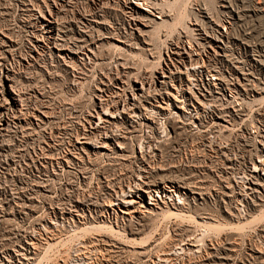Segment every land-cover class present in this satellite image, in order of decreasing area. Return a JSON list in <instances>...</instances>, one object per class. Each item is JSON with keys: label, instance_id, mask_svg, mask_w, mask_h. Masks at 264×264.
<instances>
[{"label": "rangeland", "instance_id": "rangeland-1", "mask_svg": "<svg viewBox=\"0 0 264 264\" xmlns=\"http://www.w3.org/2000/svg\"><path fill=\"white\" fill-rule=\"evenodd\" d=\"M127 1L130 2V0ZM195 1L204 3L208 8H211L212 13L210 19L213 20V24L218 23L222 15L228 14L230 16L232 13L237 18V25L241 30H246L252 40L264 41V0H188V18L190 16V6ZM168 2L175 5L172 6V4ZM185 2L186 0L166 1L163 9L169 10L173 15L164 19L167 20L165 25H157L160 29H156L157 27H155L154 31L148 33L150 39L153 40L152 44H154V41L160 37L164 29L168 31L170 36L177 34L179 28L183 26ZM224 3H226L225 5L227 7L223 5ZM122 4L123 0H107L103 4L101 2L98 3L97 0H0V31H2L0 32V53H2L0 54V57L4 58L2 60L0 59V62L2 61L0 63V66L2 67L0 68V83L2 84V86L0 84V99H3V102H1L2 105L0 106V264H151L150 262L153 260L157 261L160 256L159 254H161V252H155L158 250L157 246L171 244L175 241L174 238L183 234L186 229L187 230L184 234H188V232L189 234L188 236L185 235L186 237L184 236L183 238H185V240L191 238L188 240L189 248L187 247L188 250L186 249V253L179 257L180 260L175 259L171 264H182L183 262L184 264H264V204L260 202L264 196V109L257 113L247 112L242 114L239 124L233 126L226 123L230 122L231 124V120H228L225 116H222L221 119L218 120L220 124L210 122V125H201V120L205 119L202 113H198L194 117L188 115V144L183 140V137H185L184 135H179L177 132H172V134H170L167 130L165 131L166 133H162L163 131L158 130L157 126L153 124L152 121L149 122L152 129H148L149 132L146 129L137 142L135 140L132 141V146L134 149H137L138 152L139 150H142L148 155H154L155 153L156 155H160L162 167L164 166L166 168H163L166 170V174L168 173L172 175L175 173L173 174L175 175L173 177H178V180L185 179L186 182L189 184L191 183L190 186L187 183L188 188L185 192L188 207H186V211L180 212L185 216L187 215L186 217H183L182 215H173L172 217L171 211L164 207H161L162 210H165L164 212L158 210L157 217L156 215L152 216L153 218L150 217L152 220L148 218L141 222L136 214L130 217H123L119 212V209L116 207H107L110 201V196L106 190L104 177L114 176L120 180L124 177L123 180L126 179L125 181H127L129 177L132 176L131 168L129 169V166L123 167L118 165L112 167L107 161H105V159L97 160V162L92 156L91 159L94 161L88 160L85 152L83 154V161L85 162L77 160L78 157L76 158V156H79L80 158L81 152L78 151L80 145L75 144L77 142L76 140L78 139L81 141V139L87 136L88 133H94L95 135L97 134V136H104V129L102 130L100 128L99 131H94L93 125L95 126V123L102 124V122L99 123L100 121H98V114L109 106L114 107V101L116 99H120L121 101L115 106L127 107L123 102L129 92V88L126 89L130 86L128 83L130 81L129 79H133L130 75L132 72L136 74L142 64L148 66L147 63H149L141 49L136 46L140 45L139 42H141V37L145 36L147 33L141 32V34L140 32H137V30H131L134 26L129 24L128 16L124 11ZM169 4L172 7H169ZM101 6L104 8L103 10ZM40 8H42V11ZM51 10L52 12H54V10L55 12L63 11L62 13L64 14L65 19L63 18L62 23L63 21H65V23L60 27H50L45 20L47 15L51 13ZM29 11H31V13ZM39 11L41 13L43 12L46 17ZM85 11H87V13H85ZM32 16L35 17V20ZM41 16L44 17L42 18ZM80 18L84 21L80 22ZM97 18L103 23L98 20L96 21L95 19ZM181 19H183V21H180ZM94 20L95 23L99 22L101 24L97 25L96 28L95 23L93 26L87 25L93 23L92 21ZM176 21L180 23L179 26H177L178 22ZM37 23L39 26L36 25ZM172 23H174L173 26ZM105 25L107 27H105ZM109 28L118 32V34H121V37L124 40V43L121 45L122 49L112 47L113 45L111 46V43L113 42L108 43L107 40L101 42L103 45H107L106 47H102L103 45H99V47L97 45L94 46L93 43L96 39L107 36L105 30ZM97 30L100 33H98ZM125 30L129 31L126 33ZM7 31L9 32L10 37L5 36L8 35ZM57 32L59 33L57 34ZM133 33L135 35H133ZM81 34H83L84 37ZM102 34H105V36ZM123 34H125V36ZM84 39L87 42L82 41ZM64 40L68 41L74 46V48H76L72 50H75L74 52L68 54L69 56L66 55L65 60L67 61L61 60L57 57V54H59L62 49L60 44ZM75 41L76 43H74ZM133 41L135 42L132 43ZM127 42L129 43L127 44ZM54 44H56V47ZM89 46L92 51L96 50V55L101 54L102 56H99L103 57L106 54V56L109 55L107 56L108 58L106 57L107 59L103 62L99 61L96 55L89 54V51H91ZM110 46L113 49L115 48L114 51L111 50L112 48H110ZM164 46L165 45L162 44L154 49L155 53H157V58L155 59L158 61L157 63L161 62L162 53H165ZM16 47H18V49H16ZM14 50L18 52H15ZM37 50H39L38 52H41L38 53ZM49 50L52 53H50ZM12 51L14 53H12ZM110 57H112L113 60H111ZM119 58L123 59L122 62L123 64L125 63L124 66H126L125 68L124 66L120 68L121 70L116 69L119 67L117 64V59ZM7 61L10 64L7 63ZM6 63L8 67L6 66ZM83 63L87 64L84 65ZM102 63H104V65H102ZM69 65L71 67H69ZM111 65H115V69H113ZM13 68L14 70H12ZM104 69H107V72L112 75H117L118 72L126 70L124 72H127L126 74H129V77L126 75L124 80L125 83L123 82V85L126 87H124V91H121V86L118 85L121 82L114 83L115 85L111 82L112 85L110 86V92H105L104 85L107 82L106 77L109 74L106 71L101 72V70L103 71ZM29 70L32 71L29 73ZM114 70L116 71L114 72ZM36 71L40 72L38 73ZM15 72H18V74ZM7 75L11 78L12 89H16L15 91L7 88ZM132 75L134 76V74ZM102 79H104V82ZM15 82L20 84H15ZM18 87H21V90ZM100 89L102 92H100ZM36 94L38 98H36L37 96H34ZM103 95H105L106 98ZM107 95L111 96L108 97ZM100 96L101 98H99ZM32 97L37 99L38 102ZM24 98L26 99L24 100ZM263 99L264 94H261L256 96L253 100L264 106ZM19 100H21V102ZM22 100L26 106L21 104L23 103ZM244 100L249 103L251 102V100L246 98H244ZM25 101L27 102L25 103ZM28 102H30L31 105ZM34 102L35 104L37 103V109ZM20 110H22V112ZM96 110L98 114L96 113ZM25 111L27 113H24ZM90 111L93 112L91 113ZM31 114L35 115L32 116ZM92 114L94 117H92ZM47 116L49 117L47 118ZM7 117L13 121H9V126H7ZM192 118H194V120H192ZM3 124L5 125L2 127ZM51 124H53L52 129L54 127L56 131L54 129H51L52 131H50ZM57 125L62 129L60 130ZM69 125L71 127H69ZM80 125H82V127H80ZM7 127L11 130H8ZM72 127L74 128L72 129ZM24 128H28V130H25ZM79 128H81V130ZM5 129H7V131H5ZM72 130L74 131L72 132ZM86 131H88V133ZM159 133L160 135H158ZM207 133L209 134L207 135ZM58 135L61 137H58ZM151 135L153 137H150ZM77 136H79V138ZM47 141L49 146L46 144ZM62 141H64V143ZM152 141H158L161 144L158 143V146H156L153 143H150ZM139 142L141 146H139ZM149 143L153 145L150 148L151 151L148 149ZM3 144L4 146H1ZM220 147L223 148L221 149ZM71 148L72 150L74 149V152ZM155 149L157 150L155 151ZM148 150L152 154H149V152H147ZM64 151H67L65 152L66 154ZM162 154H164V156ZM63 156H66L65 159H63ZM70 160L72 162H69ZM104 165L106 166V169ZM260 167L262 168L260 169ZM122 168L123 171L121 170ZM176 168L178 170H175ZM107 169L111 170L108 171ZM116 169H119L120 171L118 170V172ZM126 169L130 171L127 172ZM183 169L187 171H183ZM79 171H84V173H79ZM107 172L109 173L107 174ZM113 172H118L119 174ZM123 172L126 176L120 174ZM183 175L186 176L184 177ZM193 184L196 185V188ZM198 186L200 187V190ZM104 194L107 196H104ZM90 195L93 196L92 199H90ZM104 200L107 203H105ZM146 201L149 202L147 196ZM246 201L248 202V206H245L244 208L245 216L240 214L241 217L237 215V210L240 209L237 208V206ZM93 203L94 205H92ZM96 204L98 206H96ZM204 206L205 208H203ZM204 211L205 213H203ZM229 211L231 214H229ZM76 214H81L82 218L80 215L77 216ZM108 215L113 222L115 220L119 221L118 226L103 221V218ZM213 217L214 220L215 217L217 220L214 221ZM131 219L134 221L136 220L135 223L134 221L132 222ZM238 219L240 221H238ZM95 220H97V222ZM81 221L82 223H80ZM128 222L134 225L132 226V229H129ZM120 223H122V225ZM99 224H105L107 227L113 226V228L115 227L120 234L105 235L103 233L104 231L95 227V225ZM129 231H137L135 233L139 234L132 236ZM192 233L194 235H192ZM131 239L136 240L132 241ZM214 243H216V246ZM140 247L142 249H139ZM214 247L217 248L218 251L214 249ZM155 248L156 250H154ZM191 249L195 253L190 252L189 255L188 253L189 250L192 251ZM117 251L119 253H116ZM128 251H130V253ZM208 251L209 253H207ZM142 252H145L144 256H139ZM147 252L149 254H147ZM200 258L202 260H200ZM147 260L149 262H147Z\"/></svg>", "mask_w": 264, "mask_h": 264}, {"label": "built area", "instance_id": "built-area-1", "mask_svg": "<svg viewBox=\"0 0 264 264\" xmlns=\"http://www.w3.org/2000/svg\"><path fill=\"white\" fill-rule=\"evenodd\" d=\"M97 1L103 4L107 0ZM166 1L169 0H143L138 7L131 0H123L128 22L134 26L130 29L147 33L141 37V47H137L149 62L148 66L142 64L132 77L124 101L127 107H140L158 130L183 134L187 144L188 115L194 117L202 113L205 119L201 120V125L220 124L218 120L225 116L231 120V124L226 123L233 126L239 124L242 114L263 111L264 106L253 99L264 94V41L252 40L249 33L237 25L234 14H224L218 23L213 24L211 8L201 2L191 4L188 18L186 0L184 23L177 34L170 36L164 29L152 44L148 33L173 15L163 9ZM162 44L165 53L157 63L154 49ZM7 81L11 79L7 78ZM120 101L116 99L114 103ZM157 142L150 143L157 146ZM150 143L149 149L153 146ZM260 202L264 204V196ZM245 206H248L247 201L238 204L239 216H245ZM103 221L119 224L109 215ZM128 223L132 229L134 225Z\"/></svg>", "mask_w": 264, "mask_h": 264}, {"label": "bare ground", "instance_id": "bare-ground-1", "mask_svg": "<svg viewBox=\"0 0 264 264\" xmlns=\"http://www.w3.org/2000/svg\"><path fill=\"white\" fill-rule=\"evenodd\" d=\"M143 2V0H131V3L132 4H134L135 6H141V3ZM175 2V1H174ZM181 2V1H180ZM168 3H170V2H168ZM170 4H172V3H170ZM169 4V7H172L173 5H175V4H172V6ZM226 3H224L223 5H225ZM165 5V4H164ZM229 5V4H228ZM232 5V4H231ZM226 6V5H225ZM227 7V6H226ZM101 8H102V6H101ZM175 8V7H174ZM33 9V8H32ZM42 8H40V10H41ZM92 9V8H91ZM95 9H96V7H95ZM94 9V10H95ZM104 8H102V10H103ZM182 9V8H181ZM30 10V9H29ZM34 10V9H33ZM44 10V9H43ZM46 10V9H45ZM98 10V9H97ZM99 10H100V8H99ZM42 11V10H41ZM47 11V10H46ZM49 11V10H48ZM90 11V10H89ZM88 11V12H89ZM105 11V10H104ZM30 13H31V11H29ZM40 12V11H39ZM39 12H36V13H39ZM63 12V11H62ZM62 12H55V10H54V12H52V10H51V13H49L48 15H47V17L44 15V13L42 12H40L42 15H44L45 17H46V21L48 22V25L50 26V27H52V26H57V27H60L63 23H65V21H63V23H62V20H63V18L65 19V17H64V14L62 13ZM98 12V11H97ZM101 12V11H100ZM99 12V13H100ZM227 12H228V10H227ZM10 13V12H9ZM73 13V12H72ZM85 13H87V11H85ZM84 13V14H85ZM95 13V12H94ZM68 14V13H67ZM96 14V13H95ZM232 14V13H231ZM75 15V14H74ZM89 15V14H88ZM106 15V14H105ZM124 15V14H123ZM182 15V14H181ZM180 15V16H181ZM43 16V17H44ZM84 16V15H83ZM93 16V15H92ZM100 16V15H99ZM185 16V15H184ZM183 16V17H184ZM32 17H34V16H32ZM42 17V16H41ZM42 17V18H43ZM241 17V16H240ZM31 18V17H30ZM86 18H87V16H86ZM96 18V17H95ZM104 18H105V16H104ZM125 18H127V17H125ZM40 19V18H39ZM81 19V18H80ZM88 19V18H87ZM90 19V18H89ZM34 20H35V17H34ZM92 20V19H91ZM90 20V21H91ZM96 21L98 20V21H100L98 18L97 19H95ZM95 20L94 21H92L93 23H91V22H89V23H91V24H87V25H89V26H93L94 25V23H95ZM105 20V19H104ZM38 21V20H37ZM82 21H84V20H82L81 19V21L80 22H82ZM111 21V20H110ZM179 21V20H178ZM178 21H176V22H178ZM180 21H183V19H181ZM247 21V20H246ZM79 22V23H80ZM88 22V21H87ZM101 23H103L102 21H100ZM105 22V21H104ZM107 22H108V20H107ZM167 22V20H164L163 22H160L159 24L160 25H162V24H164L165 25V23ZM175 22V21H174ZM34 23V22H33ZM101 23H99V22H97V23H95L96 25H95V28L97 27V25H99V24H101ZM109 23V22H108ZM184 23V22H183ZM28 24V23H27ZM26 24V25H27ZM83 24V23H82ZM85 24V23H84ZM105 24V23H104ZM173 24L174 23H172V26H173ZM179 22H178V25L177 26H179ZM29 25V24H28ZM36 25H38V23L36 24ZM45 25V24H44ZM78 25V24H77ZM87 25H85V26H87ZM107 25V24H106ZM105 25V27H107ZM117 25V24H116ZM182 25V24H181ZM31 26V25H30ZM34 26V25H33ZM39 26V25H38ZM43 26V25H42ZM46 26V25H45ZM64 26V25H63ZM112 26V25H111ZM159 26V25H158ZM158 26H157V28L156 29H160V27L158 28ZM175 26V25H174ZM176 26V27H177ZM44 27V26H43ZM66 27V26H65ZM78 27H79V25H78ZM84 27V26H83ZM82 27V28H83ZM162 27H164V26H162ZM181 27V26H180ZM22 28V27H21ZM30 28V27H29ZM85 28V27H84ZM83 28V29H84ZM88 28V27H87ZM113 28V27H112ZM3 29V28H2ZM10 29V28H9ZM8 29V30H9ZM39 29H40V27H39ZM43 29V28H42ZM46 29V28H45ZM60 29V28H59ZM63 29H65V28H63ZM81 29V28H80ZM82 29V30H83ZM91 29V28H90ZM99 29V28H98ZM87 30V29H86ZM4 31V30H3ZM13 31V30H12ZM29 31V30H28ZM34 31V30H33ZM36 31V30H35ZM47 31V30H46ZM46 31H45V33H46ZM52 31V30H51ZM54 31V30H53ZM62 31V30H61ZM85 31V30H84ZM94 31V30H93ZM99 31H100V29H99ZM98 30H97V32L98 33H100ZM122 31V30H121ZM126 31V30H125ZM129 31V30H128ZM128 31H126V33L128 32ZM154 31V30H153ZM0 32H2V31H0ZM6 32V31H5ZM4 32V33H5ZM8 32V31H7ZM40 32V31H39ZM43 32V31H42ZM63 32H64V30H63ZM90 32V31H89ZM103 33H105L106 32V34H107V36L106 37H100V38H98V39H96V41H94V46L95 45H97L98 47H99V45H103L101 42L103 41V40H107V42L108 43H110V42H113V43H111V46L112 47H115V48H120V49H122L121 48V45L124 43V40H123V38L121 37V34L119 33L118 34V32H116V31H114V30H112V29H106L105 30V32L104 31H102ZM123 32V31H122ZM172 32V31H171ZM30 33V32H29ZM36 33H38V32H36ZM35 33V34H36ZM49 33V32H48ZM59 32H57V34H58ZM65 33V32H64ZM81 33V32H80ZM87 33V32H86ZM141 33V32H140ZM7 34V33H6ZM14 34V33H13ZM34 34V33H33ZM32 34V35H33ZM41 34V33H40ZM67 34V33H66ZM118 34V35H117ZM142 34V33H141ZM173 34V33H172ZM2 35H4V34H2ZM11 35H12V32H11ZM42 35V34H41ZM82 36H83V34H81ZM103 35V34H102ZM124 36H125V34H123ZM133 35H135L134 33H133ZM149 35V34H148ZM5 36H9L10 37V35H9V32H8V35H5ZM38 36V35H37ZM59 36V35H58ZM62 36H63V34H62ZM90 36H91V34H90ZM103 36H105V34L103 35ZM150 36V35H149ZM31 37V36H30ZM40 37V36H39ZM68 37V36H67ZM84 37V36H83ZM128 37H129V35H128ZM133 37V36H132ZM137 37V36H136ZM139 37V36H138ZM2 38V37H1ZM29 38V37H28ZM42 38H43V36H42ZM41 38V39H42ZM55 38V37H54ZM58 38V37H57ZM134 38V37H133ZM140 38V37H139ZM5 39V38H4ZM12 39V38H11ZM45 39V38H44ZM59 39H63V38H59ZM78 39V38H77ZM10 40V39H9ZM29 40V39H28ZM38 40V39H37ZM48 40V39H47ZM95 40V39H94ZM134 40V39H133ZM15 41V40H14ZM30 41H31V39H30ZM82 41H86L85 39L84 40H82ZM7 42V41H6ZM87 42V41H86ZM131 42V41H130ZM135 41H133L132 43H134ZM2 43V42H1ZM59 43V42H58ZM61 43V42H60ZM74 43H76V41L74 42ZM84 43V42H83ZM129 42H127V44H128ZM29 44V43H28ZM57 44V43H56ZM56 44H54L55 45V47H56ZM89 44V43H88ZM87 44V45H88ZM106 44V43H105ZM12 45V44H11ZM25 45H26V43H25ZM61 46L60 47H62V49H61V51H60V53L59 54H57L58 56L57 57H59V59H61V60H65V58H66V55H68V54H70V52H74V51H72L73 49H76V48H74V46L73 45H71V43H69L68 41H63L61 44H60ZM75 45V44H74ZM90 45V44H89ZM136 45V44H135ZM134 45V46H135ZM16 46V45H15ZM19 46V45H18ZM27 46V45H26ZM30 46V45H29ZM36 46V45H35ZM34 46V47H35ZM43 46H45V45H43ZM93 46V45H92ZM91 46V47H92ZM105 45H103L102 47H104ZM107 46V45H106ZM105 46V47H106ZM110 46V48H112ZM133 46V47H134ZM136 46H138V45H136ZM80 47V46H79ZM81 47H82V44H81ZM84 47V46H83ZM125 47V46H124ZM127 47V46H126ZM131 47V46H130ZM139 47H140V45H139ZM27 48V47H26ZM30 48V47H29ZM58 49H60L59 47H57ZM88 48V47H87ZM89 48H90V46H89ZM114 48V49H115ZM138 48V47H137ZM16 49H18V47H16ZM35 49V48H34ZM37 49H39V48H37ZM49 49H51V48H49ZM79 49V48H78ZM83 49V48H82ZM93 49V48H92ZM101 49V48H100ZM100 49H99V51H100ZM114 49L112 48L111 50L112 51H114ZM136 49V48H135ZM140 49V48H139ZM12 50V49H11ZM31 50V49H30ZM90 50H91V48H90ZM105 50V49H104ZM133 50V49H132ZM7 51H8V49H7ZM15 51V50H14ZM39 50H37V52H38ZM50 51V50H49ZM95 51L96 50H91V51H89V54H92V55H96L95 54ZM111 51V52H112ZM122 51V50H121ZM124 51V50H123ZM2 52V51H1ZM15 52H18V51H15ZM20 52V51H19ZM41 52V51H40ZM40 52H38V53H40ZM43 52V51H42ZM58 52H59V50H58ZM81 52V51H80ZM86 52V51H85ZM119 52V51H118ZM12 53H14L13 51H12ZM26 53V52H25ZM25 53H23V54H25ZM29 53V52H28ZM32 53V52H31ZM50 53H52L51 51H50ZM55 53V52H54ZM82 53V52H81ZM97 53V52H96ZM0 54H2V53H0ZM4 54V53H3ZM20 54H21V52H20ZM27 54V53H26ZM45 54V53H44ZM80 54V53H79ZM83 54V53H82ZM104 54V53H103ZM14 55V54H13ZM22 55V54H21ZM20 55V56H21ZM30 55V54H29ZM49 55V54H48ZM52 55V54H51ZM50 55V56H51ZM99 55H101V54H99ZM99 55H96V57H97V59L99 60V61H104L105 59H107L108 57L107 56H109V55H107L106 56V54H105V56H103V57H100ZM1 56V55H0ZM5 56H6V52H5ZM23 56V55H22ZM26 56V55H25ZM25 56H24V58H25ZM31 56H33V55H31ZM69 56V55H68ZM85 56V55H84ZM86 56H88V55H86ZM90 56V55H89ZM102 56V55H101ZM119 56H120V54H119ZM15 57V56H14ZM52 57V56H51ZM80 57V56H79ZM92 57V56H91ZM107 57V58H106ZM121 57V56H120ZM6 58V57H5ZM8 58V57H7ZM16 58V57H15ZM30 58V57H29ZM34 58V57H33ZM55 58V57H54ZM81 58V57H80ZM93 58V57H92ZM111 58V60H113V58L112 57H110ZM0 59L2 60V59H4V58H2V57H0ZM13 59V58H12ZM19 59V58H18ZM39 59V58H38ZM50 59V58H49ZM24 60V59H23ZM42 60V59H41ZM48 60V59H47ZM82 60V59H81ZM84 60V59H83ZM118 61H117V64H118V68H116V69H120V68H122L123 66H124V64H123V59L122 58H119V59H117ZM5 61V60H4ZM16 61H18V60H16ZM35 61V60H34ZM38 61H40V60H38ZM65 61H67V60H65ZM86 61V60H85ZM92 61V60H91ZM96 61V60H95ZM116 61V60H115ZM2 62V61H1ZM0 62V63H1ZM45 62V61H44ZM47 62V61H46ZM71 62V61H70ZM84 62V61H83ZM94 62V61H93ZM92 62V63H93ZM113 62V61H112ZM7 63H9L8 61H7ZM7 63H6V66H7ZM24 63V62H23ZM28 63H30V62H28ZM32 63V62H31ZM36 63V62H35ZM40 63V62H39ZM48 63V62H47ZM61 63V62H60ZM85 63V62H84ZM83 63V64H84ZM90 63V62H89ZM88 63V64H89ZM10 64V63H9ZM40 64H42V63H40ZM46 64V63H45ZM62 64V63H61ZM87 64V63H86ZM86 64H84V65H86ZM98 64V63H97ZM96 64V65H97ZM106 64V63H105ZM110 64V63H109ZM115 64H116V62H115ZM2 65V64H1ZM22 65V64H21ZM33 65V64H32ZM35 65V64H34ZM60 65V64H59ZM66 65H68V64H66ZM73 65H74V62H73ZM102 65H104V63H102ZM102 65H100V66H102ZM106 65H108V64H106ZM113 65V64H112ZM111 65V66H112ZM18 66H19V64H18ZM26 66H28V65H26ZM48 66V65H47ZM47 66H45L46 68H48ZM53 66V65H52ZM76 66V65H75ZM75 66H73V67H75ZM88 66V65H87ZM99 66V67H100ZM108 66H110V65H108ZM107 66V67H108ZM8 67V66H7ZM14 67V66H13ZM40 67H41V65H40ZM57 67V66H56ZM68 67V66H67ZM69 67H71L70 65H69ZM80 67V66H79ZM82 67V66H81ZM86 67V66H85ZM96 67V66H95ZM113 67V69H115L114 67H115V65L114 66H112ZM112 67H111V69H112ZM126 66H124V68H125ZM0 68H2L1 66H0ZM6 68V67H5ZM10 68V67H9ZM8 68V69H9ZM15 68V67H14ZM14 68L12 69V70H14ZM29 68H30V66H29ZM54 68V67H53ZM52 68V69H53ZM61 68V67H60ZM90 68V67H89ZM92 68L94 69V67L92 66ZM106 68V67H105ZM110 68V67H109ZM123 68V69H124ZM7 69V70H8ZM11 69V68H10ZM9 69V70H10ZM22 69V68H21ZM21 69H19V70H21ZM24 69V68H23ZM27 69V68H26ZM57 69H59V68H57ZM65 69V68H64ZM84 69V68H83ZM101 69H103V68H101ZM110 69V70H111ZM34 70H35V68H34ZM41 70V69H40ZM63 70V69H62ZM66 70V69H65ZM84 70H86V69H84ZM121 70V69H120ZM135 70V69H134ZM4 71V70H3ZM16 71V70H15ZM30 71H32V70H29V73H30ZM55 71V70H54ZM107 72L108 70L106 69H104L103 71L101 70V72ZM116 70H114V72H115ZM124 71H126V70H124ZM124 71H120V72H118V74L117 75H112V74H109L108 72V76L106 77V83H105V92L106 91H108V92H110V86L112 85V84H114V83H117V82H121V83H119L118 85H120L121 86V91H124L125 89H124V87H125V85H123L125 82H124V80H125V78H126V75H128V77H129V74H126ZM128 71V70H127ZM138 71V70H137ZM6 72V71H5ZM20 72V71H19ZM28 72V71H27ZM36 72H40V71H36ZM111 72V71H110ZM16 74H18V72H15ZM21 73V72H20ZM26 73V72H25ZM49 73V72H48ZM112 73V72H111ZM24 74V73H23ZM34 74V73H33ZM53 74V73H52ZM101 74V73H100ZM116 74V73H115ZM132 74H135V73H133L132 72ZM130 75V76H132V77H134L133 75ZM6 75V74H5ZM8 75H9V73H8ZM13 75V74H12ZM27 75V74H26ZM30 75V74H29ZM50 75H51V73H50ZM103 75H104V73H103ZM16 76V75H15ZM0 77H1V75H0ZM6 77V76H5ZM21 77V76H20ZM27 77H28V75H27ZM7 78L9 79L10 77L9 76H7ZM102 78V77H101ZM104 78H105V75H104ZM11 79V78H10ZM13 79V78H12ZM15 79V78H14ZM21 79V78H20ZM103 80V82H104V79H102ZM128 80V79H127ZM130 80V81H129ZM128 81V83L130 84V82H131V79H129ZM20 81V80H19ZM1 82H2V80H1ZM21 82V81H20ZM102 82V83H103ZM111 82H112V84H111ZM124 82V83H123ZM3 83H4V81H3ZM11 81H7V88L8 89H12V87H11ZM13 83V82H12ZM1 84V83H0ZM15 84H20V83H16L15 82ZM128 84V85H129ZM115 85V84H114ZM1 86H2V84H1ZM19 86V85H18ZM16 87V86H15ZM99 87V86H98ZM115 87V86H114ZM113 87V88H114ZM118 87V86H117ZM19 88V87H18ZM126 88V87H125ZM129 88V86L126 88V89H128ZM20 90H21V87L19 88ZM118 89H119V87H118ZM12 90H14V88L12 89ZM11 90V91H12ZM16 90V89H15ZM14 90V91H15ZM101 90V89H100ZM113 90V89H112ZM114 90H116V89H114ZM10 91V90H9ZM13 91V92H14ZM100 92H102V90L100 91ZM20 93H21V91H20ZM107 93V92H106ZM126 93V92H125ZM122 94V93H121ZM18 95H19V92H18ZM22 95V94H21ZM97 95V94H96ZM100 95H102V94H100ZM1 96H2V93H1ZM31 96V95H30ZM34 96H37V94L36 95H34ZM104 97H105V95H103ZM108 96V95H107ZM111 96V95H110ZM110 96H108V97H110ZM116 96V95H115ZM114 96V97H115ZM121 96V95H120ZM126 96V95H125ZM263 96V95H262ZM18 97H20V96H18ZM25 97V96H24ZM95 97V96H94ZM122 97V96H121ZM33 98V97H32ZM36 98H38V96L36 97ZM99 98H101V96L99 97ZM103 98V97H102ZM106 98V97H105ZM104 98V99H105ZM126 98V97H125ZM26 98H24V100H25ZM34 99V98H33ZM32 99V100H33ZM109 99V98H108ZM116 99V98H115ZM114 99V100H115ZM122 99V98H121ZM3 100V99H2ZM5 100V99H4ZM7 100V99H6ZM28 100V99H27ZM30 100H31V98H30ZM35 101H37V99H34ZM33 100V101H34ZM106 100V99H105ZM112 100V99H111ZM113 100V101H114ZM124 100V99H123ZM260 100V99H259ZM264 100V99H263ZM20 102H21V100H19ZM102 101V100H101ZM110 101V100H109ZM3 102V101H2ZM22 102L23 103H21L22 105H24V101L22 100ZM27 101H25V103H26ZM32 102V101H31ZM38 102V101H37ZM96 102V101H95ZM104 102H106V101H104ZM108 102V101H107ZM1 103V102H0ZM6 103V102H5ZM9 103V102H8ZM15 103H16V101H15ZM29 104H30V102H28ZM43 103V102H42ZM109 103V102H108ZM124 103V102H123ZM17 104V103H16ZM28 104V105H29ZM34 104H35V102H34ZM34 104H32V105H34ZM37 104V103H36ZM35 104V105H36ZM40 104V103H39ZM110 104V103H109ZM121 104V103H120ZM18 105V104H17ZM31 105V104H30ZM41 105V104H40ZM110 105H112V104H110ZM114 105V104H113ZM116 105V104H115ZM114 105V107H108L107 105H105V106H107L108 108L107 109H105V110H103V111H101V113H97V110H96V113L98 114V121H100L99 123H101L102 122V124H96L95 123V126L93 125V127H94V131L96 130V131H99V129L101 128L102 130L104 129V131H105V134H104V136H97V134L95 135L94 133H92V134H89L88 133V131H86L88 134H87V136H83L84 138H82L81 139V141L80 140H78L77 138V142L75 143L76 145L77 144H79L80 145V147H79V150L78 151H80L81 153V157L79 158V156H76V158H77V160H82L83 161V154H84V152L86 153V156H87V158H88V160H93V159H91L92 157L94 158V160L95 161H97V160H102V159H105V161H107L108 162V164H110V166H115V165H118V166H129V169L131 168V173H132V176L131 177H129V179L127 180V181H125V180H123L124 179V177H123V179L122 180H120L119 178H116V177H112V176H105L104 178H105V183H106V190L108 191V193H109V196H110V198H109V203H108V205H107V207H109V208H113V207H116L117 209H119V212L123 215V217H130V216H132V215H134V214H136V215H138V218L141 220V222H143V221H145V220H147L148 218H150V217H152V216H154V215H156V217H157V212H158V210H162L161 209V207H164L165 209H167V210H169V211H171V213H172V217H173V215L174 216H180V215H182L183 217L185 216V215H183L182 213H180V212H184V211H186V207H188L187 206V203H186V201H187V198H186V190H187V188H188V185H187V183L188 182H186L185 181V179H180V180H178L177 178L178 177H173V176H175V175H173V174H175V173H173L172 175H170V174H166V168L163 166L162 167V162H161V156L160 155H156V153L154 154V155H148V154H146V153H144L142 150H139V152L137 151V149H134V147L132 146V141L133 140H135L136 142L138 141V139H139V137H141L142 135H143V133L145 132V130L147 129H150L151 128V125L149 124V122L150 121H152L151 120V118H149V117H147V116H145L144 115V113H143V110L140 108V107H134V108H132V109H128L126 106H123V107H121V106H115ZM126 105V104H125ZM9 106H11V105H9ZM24 106H26V105H24ZM45 106V105H44ZM43 106V107H44ZM97 106V105H96ZM28 107V106H27ZM30 107V106H29ZM46 107H47V105H46ZM93 107V106H92ZM103 107V106H102ZM101 107V108H102ZM8 108V107H7ZM11 108V107H10ZM25 109H27L26 107H24ZM35 108V107H34ZM39 108V107H38ZM95 108V107H94ZM94 108H93V110H94ZM98 108V107H97ZM21 109V108H20ZM33 109V108H32ZM36 109H37V105H36ZM42 109H44V108H42ZM103 109H104V107H103ZM11 110V109H10ZM22 110H24V109H22ZM22 110H20L21 112H22ZM35 110V109H34ZM102 110V109H101ZM11 111H13V110H11ZM30 111V110H29ZM39 111H40V109H39ZM2 112V111H1ZM7 112V111H6ZM31 112V111H30ZM41 112V111H40ZM91 112V111H90ZM93 112V111H92ZM91 112V113H92ZM8 113V112H7ZM20 113V112H19ZM24 113H27L26 111L24 112ZM23 113V114H24ZM33 113H34V111H33ZM36 113V112H35ZM47 113V112H46ZM90 113V114H91ZM1 114V113H0ZM9 114V113H8ZM44 114V113H43ZM48 114V113H47ZM7 115V114H6ZM14 115V114H13ZM16 115V114H15ZM22 115V114H21ZM20 115V116H21ZM29 115V114H28ZM32 115V114H31ZM33 115H35V114H33ZM32 115V116H33ZM93 115V114H92ZM27 116V115H26ZM45 116V115H44ZM2 117V116H1ZM12 117V116H11ZM16 117V116H15ZM14 117V118H15ZM19 117V116H18ZM22 117V116H21ZM28 117H30V116H28ZM49 116H47V118H48ZM92 117H94V115L92 116ZM96 117V116H95ZM8 118V117H7ZM53 118V117H52ZM57 118V117H56ZM16 119H18V118H16ZM24 119H25V117H24ZM85 119H90V118H85ZM96 119V118H95ZM189 119V118H188ZM12 121V119H9V121ZM20 120V119H19ZM41 120V119H40ZM39 120V121H40ZM49 120V119H48ZM57 120V119H56ZM192 120H194V118H192ZM28 121V120H27ZM46 121V120H45ZM52 121V120H51ZM87 121V120H86ZM2 122V121H1ZM13 122V121H12ZM31 122H32V120H31ZM78 122H79V120H78ZM81 122V121H80ZM82 122H83V120H82ZM91 122V121H90ZM194 122V121H193ZM192 122V123H193ZM3 123V122H2ZM20 123H21V121H20ZM38 123V122H37ZM40 123V122H39ZM43 123V122H42ZM46 123V122H45ZM54 123H56V122H54ZM190 123V122H189ZM195 123V122H194ZM14 124V123H13ZM35 124V123H34ZM58 124V123H57ZM66 124V123H65ZM65 124H64V128H65ZM73 124H75V123H73ZM72 124V125H73ZM81 124V123H80ZM86 124V123H85ZM27 125H28V122H27ZM30 125V124H29ZM49 125V124H48ZM52 125L53 124H51V128H50V131H52L53 129H54V127H53V129H52ZM67 125V124H66ZM78 125V124H77ZM104 125V126H103ZM195 125V124H194ZM22 127H23V125H22ZM21 127V128H22ZM24 127H25V125H24ZM40 127H41V125H40ZM39 127V128H40ZM57 127L60 129V127H59V125H57ZM69 127H71L70 125H69ZM80 127H82V125H80ZM88 127H89V125H88ZM87 127V128H88ZM93 127H91V128H93ZM152 127H153V125H152ZM191 127H192V125H191ZM195 127H196V125H195ZM200 127H201V125H200ZM6 128V127H5ZM9 127H7V129H8ZM14 128H16V127H14ZM31 128V127H30ZM44 128V127H43ZM47 128V127H46ZM55 128H56V125H55ZM63 128V129H64ZM74 127H72V129H73ZM76 128V127H75ZM86 128V129H87ZM119 128H121V129H119ZM154 128V127H153ZM203 128V127H202ZM7 129H5V131H7ZM25 130H28V128L26 129V128H24ZM52 129V130H51ZM58 129V130H59ZM62 129V128H61ZM60 129V130H61ZM68 129H70V128H68ZM80 130H81V128H79ZM84 129V128H83ZM152 129V128H151ZM8 130H11V129H8ZM46 130V129H45ZM55 130V129H54ZM67 130V129H66ZM65 130V131H66ZM71 130V129H70ZM77 130V129H76ZM85 130V129H84ZM89 130V129H88ZM204 130V129H203ZM22 131V130H21ZM44 131V130H43ZM46 131H48V130H46ZM56 131V130H55ZM64 131V132H65ZM74 130H72V132H73ZM4 132V131H3ZM13 132H14V130H13ZM19 132V131H18ZM37 132H39V131H37ZM59 132V131H58ZM70 132V131H69ZM85 132V133H86ZM91 132H93V131H91ZM148 132H149V130H148ZM154 132V131H153ZM157 132V131H156ZM207 132V131H206ZM208 132H210V131H208ZM1 133V132H0ZM12 133V132H11ZM16 133V132H15ZM41 133H42V131H41ZM47 133V132H46ZM53 133V132H52ZM60 133V132H59ZM63 133V132H62ZM68 133V132H67ZM84 133V134H85ZM101 133H102V131H101ZM147 133V132H146ZM163 133V132H162ZM166 133V132H165ZM14 134V133H13ZM49 134V133H48ZM51 134V133H50ZM56 134V133H55ZM81 134V133H80ZM83 134V135H84ZM148 134V133H147ZM168 134V133H167ZM199 134V133H198ZM209 133H207V135H208ZM4 135V134H3ZM31 135H33V134H31ZM52 135V134H51ZM63 135V134H62ZM71 135V134H70ZM86 135V134H85ZM148 135H150V134H148ZM158 135H160V133L158 134ZM175 135V134H174ZM180 135V134H179ZM183 135V134H182ZM57 136V135H56ZM60 135H58V137H59ZM72 136V135H71ZM147 136V135H146ZM9 137V136H8ZM61 137V136H60ZM78 138H79V136H77ZM80 137H81V135H80ZM150 137H153L152 135L150 136ZM162 137V136H161ZM166 137V136H165ZM202 137V136H201ZM1 138H3V137H1ZM64 138V137H63ZM69 138V137H68ZM67 138V139H68ZM147 138V137H146ZM159 138V137H158ZM167 138H169V137H167ZM175 138V137H174ZM56 139V138H55ZM72 139V138H71ZM70 139V140H71ZM145 139V138H144ZM152 139V138H151ZM154 139V138H153ZM161 139V138H160ZM176 139H178V138H176ZM181 139H182V137H181ZM180 139V140H181ZM6 140V139H5ZM4 140V141H5ZM65 140V139H64ZM162 140V139H161ZM161 140H160V142H161ZM171 140V139H170ZM169 140V141H170ZM179 140V139H178ZM177 140V141H178ZM48 141H50V140H48ZM48 141L46 142V144H47V146H49L48 145ZM52 141H54V140H52ZM56 141V140H55ZM61 141V140H60ZM140 141H142V140H140ZM146 141H147V139H146ZM159 141V140H158ZM163 141V140H162ZM173 141V140H172ZM176 141V142H177ZM2 142V141H1ZM63 143H64V141H62ZM145 142V141H144ZM159 142V143H160ZM179 142V141H178ZM177 142V143H178ZM158 143V142H157ZM165 143V142H164ZM172 143H174V142H172ZM72 144V143H71ZM161 144V143H160ZM163 144V143H162ZM60 145H61V143H60ZM138 145V144H137ZM142 145H143V143H142ZM164 145V144H163ZM1 146H4V144L3 145H1ZM64 146V145H63ZM139 146H141L140 145V142H139ZM149 146V145H148ZM158 146V145H157ZM68 147V146H67ZM76 147V146H75ZM155 148H157L156 146H154ZM45 148V147H44ZM44 148H43V150H44ZM142 148V147H141ZM146 148V147H145ZM161 148V147H160ZM221 149L223 148V147H220ZM225 148V147H224ZM1 149V148H0ZM3 149V148H2ZM51 149V148H50ZM140 149V148H139ZM148 149H149V147H148ZM159 149V148H158ZM220 149V150H221ZM68 150V149H67ZM71 150H72V148H71ZM74 150V149H73ZM72 150V151H73ZM150 151H151V149H149ZM149 150L147 151V152H149ZM157 149H155V151H156ZM163 150V149H162ZM162 150H160V151H162ZM46 151V150H45ZM75 151H76V149H75ZM164 151V150H163ZM263 151V150H262ZM261 151V152H262ZM65 152H67V151H64V153ZM74 152V151H73ZM146 152V151H145ZM70 153H72V152H70ZM164 153V152H163ZM177 153V152H176ZM66 154V153H65ZM73 154V153H72ZM149 154H152V153H150L149 152ZM74 155H75V153H74ZM78 155V154H77ZM163 156H164V154H162ZM227 155V154H226ZM68 156V155H67ZM73 156V155H72ZM92 156V157H91ZM228 156V155H227ZM64 158L63 159H65V157L66 156H63ZM74 157V156H73ZM177 157V156H176ZM164 158V157H163ZM162 158V159H163ZM230 158V157H229ZM263 158V157H262ZM62 159V160H63ZM67 159V158H66ZM60 160H61V158H60ZM76 160V159H75ZM93 160V161H94ZM66 161V160H65ZM68 161V160H67ZM92 161V162H93ZM164 161V160H163ZM69 162H72L71 160L69 161ZM68 162V163H69ZM83 162H85V161H83ZM90 162V161H89ZM98 162V161H97ZM96 162V163H97ZM228 162H229V160H228ZM259 162V161H258ZM262 162V161H261ZM67 163V162H66ZM255 163H257V162H255ZM263 163V162H262ZM58 164V163H57ZM90 164V163H89ZM61 165V164H60ZM94 165V164H93ZM96 165V164H95ZM180 165V164H179ZM178 165V166H179ZM256 165V164H255ZM59 166V165H58ZM62 166V165H61ZM86 166V165H85ZM109 166V167H110ZM176 166V165H175ZM257 166V165H256ZM259 166V165H258ZM262 166V165H261ZM64 167H65V165H64ZM77 167V166H76ZM93 167V166H92ZM104 167H105V169H106V166L104 165ZM108 167V166H107ZM173 167V166H172ZM177 167V166H176ZM180 167V166H179ZM263 167V166H262ZM262 167H260V169L262 168ZM60 168V167H59ZM73 168V167H72ZM80 168V167H79ZM86 168V167H85ZM116 168H117V166H116ZM163 168H165V169H163ZM175 168V167H174ZM230 168V167H229ZM232 168H234V167H232ZM63 169V168H62ZM73 169H75V168H73ZM80 169H82V168H80ZM79 169V170H80ZM88 169V168H87ZM203 169V168H202ZM76 170H77V168H76ZM84 170V169H83ZM89 170V169H88ZM108 171L109 170H111V169H107ZM119 170V169H118ZM117 169H116V171H118ZM122 171H123V168L121 169ZM127 170V169H126ZM175 170H178L177 168L175 169ZM230 170H231V168H230ZM234 170V169H233ZM255 170H256V168H255ZM258 170V169H257ZM70 171V170H69ZM85 171V170H84ZM84 171L82 172V171H79V173H84ZM115 171V170H114ZM120 171V170H119ZM118 171V172H119ZM121 171V172H122ZM130 171V170H129ZM128 170H127V172H129ZM170 171V170H169ZM169 171H167V172H169ZM174 171V170H173ZM180 171V170H179ZM183 171H187V170H184L183 169ZM261 171V170H260ZM259 171V172H260ZM58 172V171H57ZM65 172H67V171H65ZM73 172V171H72ZM87 172V171H86ZM118 172H116L117 174H119ZM125 172V171H124ZM120 173V174H124L125 175V173ZM253 172H256V171H253ZM263 172V171H262ZM109 172H107V174H108ZM113 173H115V172H113ZM115 173V174H116ZM170 173V172H169ZM180 173H181V171H180ZM183 173V172H182ZM201 173V172H200ZM101 174V173H100ZM178 174V173H177ZM202 174V173H201ZM105 175H106V173H105ZM110 175V174H109ZM179 175V174H178ZM118 176H120V175H118ZM126 176V175H125ZM130 176V175H129ZM177 176V175H176ZM184 176V175H183ZM186 176V175H185ZM184 176V177H185ZM180 177V176H179ZM84 178V177H83ZM128 178V177H127ZM181 178V177H180ZM187 178V177H186ZM205 178V177H204ZM200 181H202V180H200ZM204 181V180H203ZM190 182V181H189ZM205 182V181H204ZM101 183H102V180H101ZM200 183V182H199ZM189 184V183H188ZM191 184V183H190ZM190 184H189V186H190ZM196 184V183H195ZM102 185H103V183H102ZM194 185V184H193ZM105 186H103V187H105ZM195 186V188H196V185H194ZM193 186V187H194ZM201 186V185H200ZM99 187V186H98ZM192 187V186H191ZM199 187V186H198ZM202 187V186H201ZM203 187H204V185H203ZM101 188V187H100ZM102 189V188H101ZM190 189H192V188H190ZM203 189V188H202ZM197 190V189H196ZM195 190V191H196ZM199 190H200V187H199ZM205 190V189H204ZM100 191H102V190H100ZM189 191H191V190H189ZM206 191V190H205ZM103 192V191H102ZM197 193V192H196ZM107 194V193H106ZM198 194H199V191H198ZM80 195V194H79ZM202 195H203V192H202ZM81 196V195H80ZM91 196V195H90ZM89 196V197H90ZM103 196V195H102ZM104 196H107V195H105L104 194ZM146 196L149 198V202L148 201H146ZM79 197V196H78ZM93 198V196H91V198L90 199H92ZM100 198V197H99ZM107 198V197H106ZM98 199V198H97ZM96 199V200H97ZM102 199H103V197H102ZM191 199V198H190ZM100 200V199H99ZM105 201V200H104ZM108 201V200H107ZM192 201V200H191ZM71 202V201H70ZM80 202V201H79ZM98 202H100V201H98ZM96 203V202H95ZM104 203V202H103ZM105 203H107L106 201H105ZM100 204V203H99ZM190 204V203H189ZM188 204V205H189ZM92 205H94V203L92 204ZM101 205H104V204H101ZM106 205V204H105ZM96 206H98L97 204H96ZM190 207H191V205H190ZM189 207V208H190ZM203 208H205V206L203 207ZM188 210V209H187ZM165 210L163 209L162 210V212H164ZM90 212V211H89ZM160 213V212H159ZM167 213V212H166ZM169 213V212H168ZM186 213V212H185ZM184 213V214H185ZM203 213H205V211L203 212ZM162 214V213H161ZM209 214V213H208ZM229 214H231L230 213V211H229ZM77 216L78 215H80L81 216V214H76ZM165 215V214H164ZM206 215V214H205ZM235 215V214H234ZM233 215V216H234ZM238 215V214H237ZM181 216V217H182ZM187 216V215H186ZM185 216V217H186ZM230 216V215H229ZM236 216V215H235ZM85 217H86V215H85ZM200 217H203V216H200ZM208 217V216H207ZM206 217V218H207ZM237 217H239V216H237ZM236 217V218H237ZM242 217V216H241ZM74 218V217H73ZM72 218V219H73ZM81 218H82V216H81ZM131 218H133V217H131ZM153 218V217H152ZM178 218V217H177ZM180 218V217H179ZM197 218V217H196ZM211 218V217H210ZM234 218V217H233ZM76 219V218H75ZM80 219V218H79ZM84 219V218H83ZM82 219V220H83ZM86 219V218H85ZM97 219V218H96ZM123 219V218H122ZM127 219V218H126ZM135 219V218H134ZM137 219V218H136ZM151 219V218H150ZM193 219H194V217H193ZM209 219V218H208ZM74 220V219H73ZM132 220V219H131ZM138 220V219H137ZM152 220V219H151ZM202 220H203V218H202ZM213 220H214V217H213ZM215 220H217L216 219V217H215ZM214 220V221H215ZM235 220V219H234ZM85 221V220H84ZM96 222H97V220H95ZM129 221V220H128ZM134 220H132V222H133ZM136 221V220H135ZM135 221H134V223H135ZM139 221V220H138ZM201 221V220H200ZM238 221H240L239 219H238ZM237 221V222H238ZM75 222V221H74ZM197 222V221H196ZM202 222H204V221H202ZM201 222V223H202ZM205 222H207V221H205ZM212 222V221H211ZM219 222H220V219H219ZM80 223H82V221L80 222ZM79 223V224H80ZM140 223V222H139ZM210 223V222H209ZM213 223V222H212ZM84 224V223H83ZM199 224V223H198ZM143 225V224H142ZM202 225V224H201ZM141 226V225H140ZM95 227L96 228H99L100 230H102V231H104L103 233L105 234V235H112V234H120V232L117 230V229H115V227L113 228V226H110V227H107V226H105V224L104 225H95ZM88 228V227H87ZM186 228V227H185ZM85 229V228H84ZM181 229H184V228H181ZM189 229V228H188ZM82 230H83V228H82ZM87 230V229H86ZM187 230V229H186ZM185 230V231H186ZM125 231V230H124ZM130 231H132V230H130ZM129 231V232H130ZM140 231V230H139ZM183 231V230H182ZM185 231H184V233H185ZM126 232V231H125ZM135 232H137V231H134V232H130L131 233V235L133 236H136V235H138L139 233H135ZM190 232H192V231H190ZM180 234V236H178V234H177V238H174L175 239V241L174 242H172L171 244L169 243V245H161V246H157V251H155V252H158V253H160L161 252V254H159L160 256V258L158 257V260L156 261V260H153V261H151L150 263L151 264H171L175 259L177 260V259H179V257H181V256H183L186 252L185 251H187L188 250V240H190V239H186L185 240V238H183L185 235H187L188 236V234H189V232H188V234ZM191 234V233H190ZM130 235V236H131ZM192 235H194L193 233H192ZM186 237V236H185ZM201 237H203V236H201ZM179 238V239H178ZM196 239V238H195ZM199 239V238H198ZM132 240V239H131ZM133 240H136V239H133ZM132 240V241H133ZM185 240V241H184ZM193 242V241H192ZM215 244V246H216V243H214ZM195 245V244H194ZM113 246V245H112ZM111 246V247H112ZM156 246V245H155ZM192 246H193V244H192ZM117 247V246H116ZM142 247V246H141ZM139 248V249H142V248ZM145 247V246H144ZM188 247V248H187ZM117 248H119V247H117ZM210 248V247H209ZM120 249H122V248H120ZM187 249V250H186ZM214 249H216L217 250V248H215L214 247ZM154 250H156V248L154 249ZM192 250V249H191ZM256 250V249H255ZM111 251H113V250H111ZM121 251V250H120ZM124 251H125V248H124ZM127 251V250H126ZM152 251V250H151ZM218 251V250H217ZM262 251V250H261ZM129 253H130V251H128ZM190 252H193V250L192 251H190L189 250V255H190ZM206 252V251H205ZM260 252V251H259ZM263 252V251H262ZM261 252V253H262ZM35 253V252H34ZM114 253H115V251H114ZM116 253H119L118 251L116 252ZM128 253V254H129ZM193 253H195V252H193ZM207 253H209V251L207 252ZM122 254H124V253H122ZM139 254V253H138ZM144 254H145V252L143 253H140V255L139 256H144ZM147 254H149L148 252H147ZM146 254V255H147ZM155 254V253H154ZM187 254V255H188ZM30 255V254H29ZM125 255V254H124ZM157 255V254H156ZM186 255V256H187ZM188 255V256H189ZM155 256V255H154ZM206 256V255H205ZM252 256V255H251ZM146 257V256H145ZM201 257V256H200ZM26 258H27V256H26ZM26 258H24V259H26ZM29 258V257H28ZM31 258H33V257H31ZM183 258V257H182ZM202 258V257H201ZM200 258V260H202ZM140 259H142V258H140ZM155 259V258H154ZM185 259V258H184ZM191 259V258H190ZM29 260V259H28ZM33 260V259H32ZM180 260V259H179ZM254 260V259H253ZM143 261V260H142ZM29 262H30V260H29ZM147 262H149L148 260H147ZM183 262V261H182ZM201 262V261H200ZM199 262V263H200ZM256 262V261H255ZM175 263H176V261H175ZM146 264V263H145ZM174 264V263H173ZM182 264H184V262L182 263ZM188 264V263H187Z\"/></svg>", "mask_w": 264, "mask_h": 264}]
</instances>
